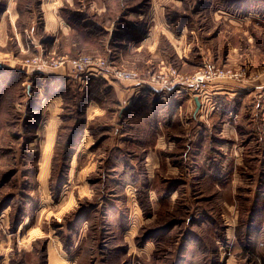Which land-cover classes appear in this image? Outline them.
I'll use <instances>...</instances> for the list:
<instances>
[{
    "label": "rangeland",
    "instance_id": "obj_1",
    "mask_svg": "<svg viewBox=\"0 0 264 264\" xmlns=\"http://www.w3.org/2000/svg\"><path fill=\"white\" fill-rule=\"evenodd\" d=\"M64 1L56 14L72 28L66 38L55 35V40L43 29L41 5L40 14L35 16L33 2L27 5L30 2L17 0L16 7L20 3L23 13H31L19 21L27 29V49L22 36L20 43L24 49H19L8 31L7 45L0 47L1 63L7 66L10 60L22 61L35 55L53 54L66 59L90 56L135 71L143 79L166 75L172 69L177 76L189 77L205 63L216 64L202 61L201 49L226 51L227 44L240 36L232 35L230 26L222 20L218 25L215 15L221 6L237 11L238 0H93V9L98 11L105 5L112 19L109 21L104 15L90 20L112 28V33L100 26L92 31L77 27L76 32L74 23L67 22L61 14L75 12ZM87 1L83 0V4ZM42 2L47 12L46 28L53 30L56 19L49 12L53 6L50 0ZM256 8L264 6L256 4ZM252 13L256 15L251 19L255 24L251 29L253 41L263 54L264 32L258 28L264 24V12ZM236 14L237 18L247 17V12ZM157 23L166 26L171 35L161 33L162 27L155 29ZM121 26L129 29V34L138 28L134 35L141 43L139 50L130 49L128 39L122 42L114 38V29ZM153 33L155 38L159 34L155 49L149 43ZM178 56L193 59L192 64L184 65ZM223 68L245 70V79L250 76L245 63ZM19 72L31 75L27 88L22 77L20 81H11L8 87L0 79V264H174L178 248L189 234L190 238L192 234L200 236L209 260L191 241L181 264H264L262 114L256 115L261 120H257L254 129L259 135L252 137L250 144L243 140L246 146L239 145L238 159L229 158L223 165L226 182L218 193L214 177L205 179L203 170H199V160L188 169L187 161L177 156L184 148L179 147L176 139L203 138L200 122L204 120L196 118L192 126L183 127L176 117L177 122L169 126L166 136L159 129L163 124L158 125L165 138L161 149L171 155L170 168L179 173L174 178L160 179L157 184L164 191L161 210L157 211L155 113L150 116L146 111L135 118L125 111L119 117L114 102L103 99H97L96 106H87L88 96H94L95 89L88 85L90 81L84 83L71 73L64 87L53 92L61 97L48 99L46 94L52 90L49 91L46 73L51 75L50 71ZM146 83L143 84L148 88ZM190 92L193 94L196 89ZM262 95L252 103L261 107ZM74 132L78 138H72ZM212 146L216 149L215 144ZM194 167L197 171L189 177L187 174ZM176 179L179 184L186 183L171 201L169 194ZM171 222L173 226L157 238L155 232Z\"/></svg>",
    "mask_w": 264,
    "mask_h": 264
},
{
    "label": "crops",
    "instance_id": "obj_2",
    "mask_svg": "<svg viewBox=\"0 0 264 264\" xmlns=\"http://www.w3.org/2000/svg\"><path fill=\"white\" fill-rule=\"evenodd\" d=\"M40 2V9L43 13V29L45 30V32L47 33V31H49L54 36L59 35L66 38L70 33L72 27L65 21H63L61 16L59 18L56 14L57 9L62 6L63 0H50L53 9H50L49 12H53L52 15L56 19V26L53 30H49L46 28L45 15L47 14V12L45 13V10L43 8L44 2H42V0H40ZM64 2L68 5V8H73L75 12L85 14L83 18H80L76 21L72 20V23H74L73 25L75 26L74 30H76V32L77 27L78 30L92 31L97 26H100L102 30L107 31L108 33H112V28H107L104 24H101L97 20H90V17H104L105 15V19L110 21V19H112L111 14L106 13L105 5H103L102 8L96 11L93 9V0H88L86 4H83V0H65ZM246 2L247 3L245 4V9H243V4L239 2L237 3L236 10L238 12L231 9L227 10L226 8L221 6L222 9L218 10L215 14L217 20L216 22H218V25L220 24L219 21L221 20L223 24H226V26L229 25V31L232 33V35H240L238 36V40L227 44L226 51H223L224 48H217L215 52L208 51L207 49H205V51L201 49L200 51L201 53H203V55L201 56V60L204 62L212 61L216 64L218 63L222 65L223 67L231 66L232 68H236L237 64L245 63L249 68L250 76L249 78L240 80L238 82L231 80L217 81V83L214 82L207 86V97L212 104L218 106V109L211 112L210 115L206 118L199 116V110L196 112V104L194 101L195 97H198L201 103V98L197 95V90L195 93L191 94L190 91H193L195 88L184 83H177L173 86L160 87L155 84H147L146 81H149L150 79H143L140 76L135 81L119 82L118 80H113L108 76L107 73L102 71L94 72L89 76L76 75L77 80H84V83L86 81L100 78L106 80L112 89L109 96H113V98H115L114 106L119 108V117H122L125 111L126 115L131 114L135 118L139 117L140 114L142 116L146 111L148 112L147 114H150V116L155 113L157 124H155V145L153 146V150L155 153V161H157V165H155V202L158 206L157 211L161 210L159 208V204L160 199L162 198L161 194L164 193V191L158 189L159 186L157 184L161 182L160 179H163L165 177L174 178L173 176H176L177 173H179L176 168H174V170L170 168L169 158H171V155L167 154V152L161 149L165 144V138L164 134L160 133L165 131L166 136L168 134L167 131L169 126H172L177 122V120H175L176 117H178V119L182 121H180L179 124L183 125V127H190L192 123L196 122V118L204 120V122H200L203 127L201 130L203 133V138L202 136L201 138L195 137L192 140L185 136L186 138L182 140V138L184 137L183 136L181 139H176L179 147L184 148V151L181 153V155L177 153V156L179 160L185 162L187 161L188 165H185V168L187 167L188 169L190 168L189 165L191 166L192 164L194 166V163L199 160L200 163H202L199 170H203V174L205 175L204 178L206 179L208 177H214L213 185L217 193L219 190H221V187L226 182L225 178H223L224 175L222 174L224 172L223 165L226 163V161H228L229 158L232 159L233 157H237L238 159L239 145L242 143L243 147L246 146L243 144V140H246L245 143L250 144V139L252 137L254 138L255 135H259V133H255L257 131L254 129L257 128L256 124L257 120H259L258 118H256V115L261 114L262 123L261 120H259L261 123L260 129L263 131V139H261V143L264 145V100L261 107H259L257 104L254 105V103H252L253 99L259 97L261 93H263L261 97L264 99V72H261L264 65V47H261L263 49V54H261V50L259 47L257 48L256 43H254V37L251 33V29H254L253 27H255V24L251 22V19H253L252 16H256L252 12H264V9L257 10L256 3H254L255 0H246ZM16 3L17 0H0V47L2 48L7 45V41L9 40L8 31L11 32V35L14 37V40L16 41L19 49H24V47H27V42L25 40L27 37V29L22 28L21 24H19L20 20L24 21L23 16L25 15V13H19L16 7ZM260 3L264 4V0ZM242 12H247V17L237 18L234 15L236 13ZM27 19L31 20L29 18ZM227 20L230 22V24L227 22ZM260 26H262V28H258V30L260 29L264 32V24H260ZM112 27L115 26L113 25ZM157 27H162L161 33L171 35V32L169 31V29H167L166 26H162V24L157 23L155 29H157ZM21 31L23 32L24 37ZM114 31L117 32L115 33L114 38L116 37L118 38V40L121 39L120 41L122 42L127 39L130 40L131 42H129L128 40L127 41L129 43L130 49H132L133 51L140 49L141 43L137 36L134 35L138 33V28H134L132 33L130 34L129 29L123 28L122 26L119 28V30L114 29ZM185 32L186 30L184 29L181 38L183 37ZM219 35L220 34H218L216 38H219ZM20 36H22L24 47L20 43ZM158 36L159 34L155 38V34L153 33L152 40H150L149 42L153 43L152 47H154V49L156 45L155 42H157ZM55 40H57V37ZM149 49H151V46L149 47ZM179 59L181 58L179 57ZM181 60L185 62H182L184 65L189 63L192 64V62L190 61H193V59L191 60L189 58H184ZM20 61L21 60H10V63L7 66L1 63V60L0 63L2 64L1 67L11 70H19ZM13 64L16 65L15 69L12 68ZM46 71H50L51 75L55 76V78L57 79L70 77V72L67 68H60L56 70L46 69ZM254 75L256 76L252 77ZM29 76V74L21 75L22 79H24L23 85L25 86V88L28 87ZM25 79H27V81ZM1 80L3 79L1 78ZM143 83H146L149 87L145 88ZM141 87H144V89L142 90ZM244 100L247 101L248 104H245L243 102ZM205 103L207 104L209 102L206 101ZM231 114H235V116L233 117ZM211 115L213 116L211 117ZM209 117H211V120L207 121V119H210ZM146 119H148L147 116ZM161 124H163V127L159 128V132L157 126ZM135 127L138 128V126ZM135 127H133V130H136ZM179 141H181V143H179ZM212 144H215L216 149L213 148L214 145L212 146ZM180 148L178 150L179 153L181 152ZM210 152L212 153L210 154ZM196 171L197 167H194V170H192L191 168V171L187 175H189L190 177ZM156 177L158 178L156 179ZM185 183L186 182L179 184L178 180L176 181L174 186L175 188L169 194L171 196V201L173 199V196L179 193V187ZM183 190L186 191V187L183 188ZM113 207L115 209H118L115 204H113ZM171 226H173L172 222L169 223L166 228H163V230L156 231L155 234L157 235V238H162V232H164V230ZM199 237L200 236L197 234H192L190 238L189 234V237L184 239V243L182 244L183 246L178 248V250L180 249V251L177 254V257L181 258L178 261L179 264L184 261V255L188 248V243H190L191 241L198 245L199 250H201L204 255L203 258H205L206 253L205 251H202L201 246L204 249L205 247ZM215 252L216 251H214V253Z\"/></svg>",
    "mask_w": 264,
    "mask_h": 264
},
{
    "label": "built area",
    "instance_id": "obj_3",
    "mask_svg": "<svg viewBox=\"0 0 264 264\" xmlns=\"http://www.w3.org/2000/svg\"><path fill=\"white\" fill-rule=\"evenodd\" d=\"M19 68L25 72L31 69L45 70V69H60L67 68L71 74L89 76L94 72H105L113 80L131 82L139 78L138 73L131 70L117 68L108 63L102 58L80 56L74 59H66L65 57H57L50 54L48 56L35 55L26 58L19 63ZM168 71L165 74L152 76L149 80L150 84H155L160 87L173 86L177 83H184L193 86L197 90V95L201 98V106L199 108V116L206 118L211 112L218 109V106L212 104L207 97V86L210 84L222 81H240L246 78L245 70H230L219 67L214 63H205L203 67L194 75L189 77H182L175 75V70ZM208 101L209 103H205Z\"/></svg>",
    "mask_w": 264,
    "mask_h": 264
},
{
    "label": "trees",
    "instance_id": "obj_4",
    "mask_svg": "<svg viewBox=\"0 0 264 264\" xmlns=\"http://www.w3.org/2000/svg\"><path fill=\"white\" fill-rule=\"evenodd\" d=\"M238 1H239V3L243 4V9H245V4L247 3L246 0H238ZM256 1H258V2H256ZM25 2H30V3H25ZM260 2H263V0H255L254 3H256L259 6H264V4H262ZM24 3L27 4V5H30L32 3L31 4V6H32L31 9H33V11L35 12V16H38L40 14V10H39L40 0H24ZM17 9H18L20 14H23L24 6H22L20 3H18L17 4ZM26 13H29V10H28V12L26 11L25 14ZM61 14L63 15V18L69 23L72 22V20L76 21V20H78L80 18H83L85 16V14L78 13V12H71L68 15L64 14V13H61ZM21 75H22V73H20L19 70H11V69H7V68H4V67H0V79L2 78L4 80V83H5L4 85L7 86V87L9 86V83L11 81H15V80L20 81L19 78L21 77ZM30 77H31V75L29 76V80H30ZM46 77H47V79H49V81H48L49 82V84H48L49 85V91L52 90L51 92L46 94V97L48 99H52L55 96L61 97L60 95L54 94L53 92H54V90H56L58 88L59 89L63 88L64 85L66 84V82H68V79L67 78L57 79V78H55V77H53V76H51V75H49L47 73H46ZM88 85L93 86L94 89H95V92H92L94 94V96H88L87 106H89L90 104H94L96 106L95 103H96L97 99H99V100L103 99L107 103L115 102V98H113V96L112 97L109 96V94L111 93L112 89H111V87L109 86V83L106 80H104L102 78L93 79L90 82H88ZM72 138H74V139L78 138L76 136V132H74L72 134ZM69 142H70V145L73 144V140H71V138H70ZM0 209H1V207H0ZM201 248H202V251H205V249L202 246H201ZM205 258L207 260L209 259L207 254H205ZM180 259H181L180 257H177L174 264H179L178 261Z\"/></svg>",
    "mask_w": 264,
    "mask_h": 264
},
{
    "label": "water",
    "instance_id": "obj_5",
    "mask_svg": "<svg viewBox=\"0 0 264 264\" xmlns=\"http://www.w3.org/2000/svg\"><path fill=\"white\" fill-rule=\"evenodd\" d=\"M1 66H2V64L0 63V67ZM194 101H195V104H196V112H197L199 110V108H200L201 103H200L198 97H195Z\"/></svg>",
    "mask_w": 264,
    "mask_h": 264
}]
</instances>
